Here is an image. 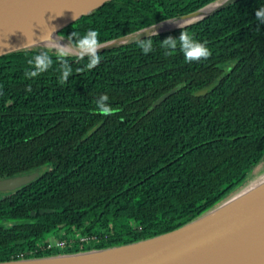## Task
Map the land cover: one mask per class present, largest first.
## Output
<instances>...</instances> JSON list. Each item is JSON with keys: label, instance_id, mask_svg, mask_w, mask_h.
<instances>
[{"label": "trees", "instance_id": "trees-1", "mask_svg": "<svg viewBox=\"0 0 264 264\" xmlns=\"http://www.w3.org/2000/svg\"><path fill=\"white\" fill-rule=\"evenodd\" d=\"M211 1L111 0L60 33L92 29L103 42ZM262 6L240 0L184 27L211 51L191 63L179 48L165 55L160 46L181 28L154 36L148 54L137 42L99 52L91 70L87 56L69 55L66 82L55 51L47 49L53 65L35 78L25 76L28 61L44 48L1 56L0 178L41 174L0 193V261L161 234L238 189L264 160V24L255 17ZM103 94L115 114L98 113ZM60 231L94 238L47 248Z\"/></svg>", "mask_w": 264, "mask_h": 264}, {"label": "water", "instance_id": "water-1", "mask_svg": "<svg viewBox=\"0 0 264 264\" xmlns=\"http://www.w3.org/2000/svg\"><path fill=\"white\" fill-rule=\"evenodd\" d=\"M108 1L111 0H0V57L29 49L23 47L33 40L42 43L40 39H46L54 29L53 37H65L58 41L69 45L68 36L61 30ZM238 1L213 0L191 12L103 41L105 46L97 52L132 44L149 37L150 32L158 35L190 26ZM145 28L149 30L140 33ZM30 48L45 49V45ZM178 88L161 95L152 108ZM40 174L41 170H36L0 178V192L14 191ZM244 183L193 220L161 234L103 248L2 260L0 264H264V183L233 199Z\"/></svg>", "mask_w": 264, "mask_h": 264}, {"label": "clouds", "instance_id": "clouds-1", "mask_svg": "<svg viewBox=\"0 0 264 264\" xmlns=\"http://www.w3.org/2000/svg\"><path fill=\"white\" fill-rule=\"evenodd\" d=\"M255 17L258 21L264 24V6L260 7L255 12ZM149 27L154 28L155 25H151ZM179 27L182 29V31L178 38L169 36L160 41V46L166 50L165 55H170L173 51L179 48L183 53L187 63L199 61L201 59H207L211 56V51L206 46L207 42H200L196 40L188 31L183 30L182 26ZM148 30V28L142 29L140 33L146 32ZM53 32L50 33L46 39H40L42 43H37L33 40L31 43L27 42L23 47L30 48L34 45H45V50L39 51L33 59L28 61L30 65H33V70L25 72V76L27 78H35L52 67L53 60L49 54V51L47 50L48 48L55 50L56 58L60 62L59 71L61 73V82H66L68 77L73 73V68L66 59V57L69 55H76L80 59H83L85 56H87L89 62L86 65V68L89 70L100 64L101 56L98 54L97 50L103 48L105 45L100 42L98 31L89 29L83 36H80L79 33L72 31V33L67 37L70 42L69 45H61L58 43V40L64 39L65 37L57 38V36L54 38ZM139 34H137V36H139ZM156 35L157 33L150 32L148 38L136 39L138 46L140 49H142L144 54H148L153 51V37ZM76 71H80V69H77ZM26 90L31 92V86H28ZM108 101L109 96L107 94H103L97 99L96 109L99 114L104 116L115 114L116 109L111 107Z\"/></svg>", "mask_w": 264, "mask_h": 264}, {"label": "built area", "instance_id": "built-area-1", "mask_svg": "<svg viewBox=\"0 0 264 264\" xmlns=\"http://www.w3.org/2000/svg\"><path fill=\"white\" fill-rule=\"evenodd\" d=\"M52 235L55 237V244H52V241L48 239V243L46 245L47 248H55V247L64 248L67 246H72V244L76 241L77 236L79 237V241H81V242L89 241V240H91V238H94V237H90L87 235H80L78 232H77L75 238L70 239V240L63 236L64 234L62 233V231H60L59 234H52ZM50 236H49V238H50Z\"/></svg>", "mask_w": 264, "mask_h": 264}, {"label": "bare ground", "instance_id": "bare-ground-1", "mask_svg": "<svg viewBox=\"0 0 264 264\" xmlns=\"http://www.w3.org/2000/svg\"><path fill=\"white\" fill-rule=\"evenodd\" d=\"M57 42L60 43V41H57ZM60 44L63 45L62 43ZM263 183H264V167L257 174H255L248 181V183L245 184L243 188H241L236 194H234L233 199L257 188L259 185Z\"/></svg>", "mask_w": 264, "mask_h": 264}, {"label": "rangeland", "instance_id": "rangeland-1", "mask_svg": "<svg viewBox=\"0 0 264 264\" xmlns=\"http://www.w3.org/2000/svg\"><path fill=\"white\" fill-rule=\"evenodd\" d=\"M264 167V160L262 161V163L256 168V169H253V171L250 173V177H249V180L255 175V174H257L262 168ZM248 180V181H249ZM246 183H248V182H245L244 183V185L246 184ZM242 185V184H241ZM240 185V186H241ZM239 186V187H240ZM238 187V188H239ZM49 240H51L52 241V244H55V237L53 236V235H51L50 236V238H49ZM77 242H79V237L77 236L76 237V241L72 244V246H74V245H76L77 244ZM91 244H89V245H87V247H89ZM71 246V247H72ZM68 248H70V247H68Z\"/></svg>", "mask_w": 264, "mask_h": 264}, {"label": "flooded vegetation", "instance_id": "flooded-vegetation-1", "mask_svg": "<svg viewBox=\"0 0 264 264\" xmlns=\"http://www.w3.org/2000/svg\"><path fill=\"white\" fill-rule=\"evenodd\" d=\"M0 193H2V192H0Z\"/></svg>", "mask_w": 264, "mask_h": 264}]
</instances>
